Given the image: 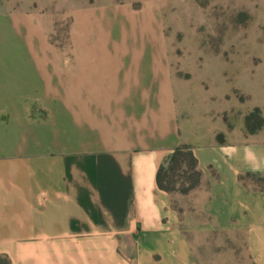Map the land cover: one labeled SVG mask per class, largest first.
Returning <instances> with one entry per match:
<instances>
[{
	"label": "crops",
	"instance_id": "obj_1",
	"mask_svg": "<svg viewBox=\"0 0 264 264\" xmlns=\"http://www.w3.org/2000/svg\"><path fill=\"white\" fill-rule=\"evenodd\" d=\"M135 49L66 73L60 118L19 133L21 151L0 157V254L12 264H196L189 235L240 229L252 264H264V191L239 180L264 174V133L239 150L193 148L200 187L160 189L158 170L184 142L174 80L166 55Z\"/></svg>",
	"mask_w": 264,
	"mask_h": 264
},
{
	"label": "rangeland",
	"instance_id": "obj_2",
	"mask_svg": "<svg viewBox=\"0 0 264 264\" xmlns=\"http://www.w3.org/2000/svg\"><path fill=\"white\" fill-rule=\"evenodd\" d=\"M132 47L170 64L184 138L165 165L172 194L202 184L187 155L193 148L256 145L264 133V0H0V157L21 151L19 133L29 138L51 114L60 118L66 73ZM239 180L264 191V174ZM189 240L196 264H252L244 230ZM158 258L153 264H163ZM0 264L12 261L0 254Z\"/></svg>",
	"mask_w": 264,
	"mask_h": 264
},
{
	"label": "trees",
	"instance_id": "obj_3",
	"mask_svg": "<svg viewBox=\"0 0 264 264\" xmlns=\"http://www.w3.org/2000/svg\"><path fill=\"white\" fill-rule=\"evenodd\" d=\"M180 152V147L177 148L172 155H170L167 159V161L160 167V169L158 170L157 173V184L158 187L162 190H165L167 192L172 193L175 189L173 187H170V185L173 183V180L168 176V174L166 173V169H165V165L168 162L171 163H175L176 161V157ZM188 157L191 159L192 163H193V172L199 177L200 176V172L197 170V160L194 157L193 153L190 151L188 154Z\"/></svg>",
	"mask_w": 264,
	"mask_h": 264
}]
</instances>
